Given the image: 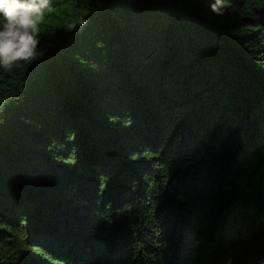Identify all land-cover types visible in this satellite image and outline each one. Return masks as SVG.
<instances>
[{"label":"trees","instance_id":"trees-1","mask_svg":"<svg viewBox=\"0 0 264 264\" xmlns=\"http://www.w3.org/2000/svg\"><path fill=\"white\" fill-rule=\"evenodd\" d=\"M215 3L37 0L0 65V264H264V0Z\"/></svg>","mask_w":264,"mask_h":264},{"label":"clouds","instance_id":"clouds-1","mask_svg":"<svg viewBox=\"0 0 264 264\" xmlns=\"http://www.w3.org/2000/svg\"><path fill=\"white\" fill-rule=\"evenodd\" d=\"M39 4H46V0H39ZM218 4L219 0L211 6L213 11L219 10ZM0 14L7 20L0 31V65L8 67L14 61L31 58L38 44L31 34L39 20L37 0H0Z\"/></svg>","mask_w":264,"mask_h":264}]
</instances>
